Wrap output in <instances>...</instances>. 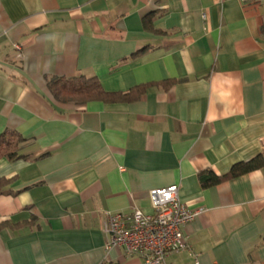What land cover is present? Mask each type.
Wrapping results in <instances>:
<instances>
[{
    "label": "crops",
    "instance_id": "crops-1",
    "mask_svg": "<svg viewBox=\"0 0 264 264\" xmlns=\"http://www.w3.org/2000/svg\"><path fill=\"white\" fill-rule=\"evenodd\" d=\"M79 77L105 100L54 97ZM5 130L0 264H141L104 224L172 184L198 214L166 264H264V163L229 174L264 161V0H0Z\"/></svg>",
    "mask_w": 264,
    "mask_h": 264
},
{
    "label": "built area",
    "instance_id": "built-area-1",
    "mask_svg": "<svg viewBox=\"0 0 264 264\" xmlns=\"http://www.w3.org/2000/svg\"><path fill=\"white\" fill-rule=\"evenodd\" d=\"M149 199L152 214L133 208L130 213L108 215L104 224L106 246L120 247L126 254L138 256L141 264H166L167 254L188 248L184 227L198 210L180 201L175 184L150 190Z\"/></svg>",
    "mask_w": 264,
    "mask_h": 264
},
{
    "label": "trees",
    "instance_id": "trees-1",
    "mask_svg": "<svg viewBox=\"0 0 264 264\" xmlns=\"http://www.w3.org/2000/svg\"><path fill=\"white\" fill-rule=\"evenodd\" d=\"M146 23V21H144ZM49 87L55 98L63 102L83 103L93 99L106 98V92L101 88L99 82L93 78L79 77L73 79H53L49 82ZM134 89V88H133ZM145 86L135 88V93L122 95L123 100L129 101L136 99L139 93H143ZM27 139L23 138L19 133L11 130H5L0 134V159L15 160L23 156L22 151L27 144ZM264 163L260 158H255L246 163L234 165L229 174L230 176L239 175ZM212 183L219 180L217 177L210 179ZM207 183V182H206ZM6 184V180H0V188ZM9 222H1L0 229L9 225Z\"/></svg>",
    "mask_w": 264,
    "mask_h": 264
}]
</instances>
